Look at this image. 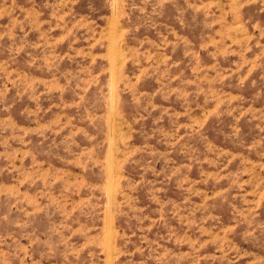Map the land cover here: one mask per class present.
<instances>
[{
    "label": "rangeland",
    "instance_id": "obj_1",
    "mask_svg": "<svg viewBox=\"0 0 264 264\" xmlns=\"http://www.w3.org/2000/svg\"><path fill=\"white\" fill-rule=\"evenodd\" d=\"M0 264H264V0H0Z\"/></svg>",
    "mask_w": 264,
    "mask_h": 264
},
{
    "label": "bare ground",
    "instance_id": "obj_2",
    "mask_svg": "<svg viewBox=\"0 0 264 264\" xmlns=\"http://www.w3.org/2000/svg\"><path fill=\"white\" fill-rule=\"evenodd\" d=\"M120 68V67H119ZM111 130V129H110ZM116 173V172H115ZM110 177V176H109ZM116 185V184H115ZM105 227V226H104ZM107 233V232H106Z\"/></svg>",
    "mask_w": 264,
    "mask_h": 264
}]
</instances>
